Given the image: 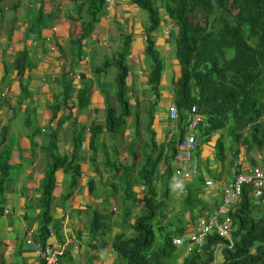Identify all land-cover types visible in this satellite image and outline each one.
I'll list each match as a JSON object with an SVG mask.
<instances>
[{
    "label": "crops",
    "instance_id": "obj_1",
    "mask_svg": "<svg viewBox=\"0 0 264 264\" xmlns=\"http://www.w3.org/2000/svg\"><path fill=\"white\" fill-rule=\"evenodd\" d=\"M112 2L98 11L91 33L81 40L79 55L75 54L74 41L81 34L82 20L87 18L85 10L77 13L76 2L12 0L8 6L4 0L0 2V132L4 125L8 127L6 142L11 146L10 169L0 190V264H41L37 253L42 241L39 198L50 164L46 146L51 130L57 131V153L69 156V160L73 136L82 132L74 161L80 167V175L71 187L72 173L61 167L56 170L49 235L45 241L67 242L60 264H116L114 236L121 231L132 234L130 224L145 209V191L138 169L153 154L151 142L166 144L170 138H178L184 126L181 120L168 117V108L174 103L173 83L181 73L175 56L177 30L173 20L159 8L164 11L162 19L156 29L148 31L144 10L130 0ZM40 6L44 9L40 26L31 30ZM5 8L15 9L17 15L6 18ZM147 36L153 40L162 61L156 96L147 82L151 65L146 52ZM124 38H128L125 63L131 114L123 130L112 133L106 127V110L108 105L116 113L120 109L115 96L117 68L114 64L103 69L101 66L115 57ZM20 52L27 53L21 75L14 66ZM64 88L69 97L66 103L61 101ZM79 91L87 93L83 107L78 104ZM57 98L60 107L53 116ZM218 136L216 133L206 143L200 142L194 157L203 174L215 180L209 195L200 193L207 207L199 214L198 209L184 204L185 192L175 188V180L180 176L173 174L166 181L164 164H160L155 189L158 196L168 194L159 217L162 221L155 228L166 226L173 231L165 232L184 231L187 235L194 231L199 217L212 215L221 200L223 186L234 176L231 156L224 161L215 156ZM224 138L227 140V134ZM125 169H132L130 176ZM193 182H184L185 191ZM131 183L135 199L129 219L123 222L125 190ZM189 188L194 190L197 184ZM257 209L258 214L264 212V201ZM95 213L106 218L104 233L91 226ZM182 246L185 252H191L188 243ZM220 256L224 258L222 253Z\"/></svg>",
    "mask_w": 264,
    "mask_h": 264
},
{
    "label": "trees",
    "instance_id": "obj_2",
    "mask_svg": "<svg viewBox=\"0 0 264 264\" xmlns=\"http://www.w3.org/2000/svg\"><path fill=\"white\" fill-rule=\"evenodd\" d=\"M77 3V13L83 10L84 18L81 22V34L74 41L75 54L79 55L81 40L89 36L96 21V15L105 0H73ZM148 16V31L158 27L160 23L158 0H130ZM1 2V0H0ZM167 15L177 26L176 57L181 65V73L174 86V104L179 111V119L187 122L191 106L196 105L204 115L205 125L202 127V137L206 140L219 130H227L235 140L239 141L241 130L247 128L249 137L245 139L248 145H256L264 150V0H162ZM43 7L40 6L34 27L40 26ZM1 11V10H0ZM128 51V38H124L123 46L112 60L106 61L101 68L114 64L117 68L115 76V96L120 109L107 106L106 127L109 132L117 133L123 130L127 117L131 114L130 101L127 95L126 77L128 66L125 57ZM146 52L150 58L148 84L150 91L158 95V85L162 71V61L158 51L154 48L153 40L148 36ZM26 52L17 54L14 66L17 74L21 75L25 69L24 58ZM61 101L68 100L67 88H64ZM55 100L53 106L55 116L60 107V100ZM86 91L78 92V104L83 107L87 103ZM137 112L136 115L137 116ZM65 120L63 118L61 122ZM59 122V125L60 123ZM138 123V122H137ZM8 127L4 125L0 132V190L10 169L9 159L11 146L6 142ZM82 132H78L72 139L71 159L69 156L57 153L56 129L49 134L46 146L50 164L42 180L40 189V205L42 225L40 228L41 242L49 235L48 225L51 222L50 201L55 184V172L63 168L72 173L70 186H74L80 175V167L74 163L77 151L81 145ZM153 137V135H152ZM154 139V138H153ZM154 151L138 169V177L142 181L145 191V212L141 213L130 224L132 235L124 231L116 234L112 240L118 260L116 264H171L170 260L176 250L173 244L178 232H164L161 239H157L156 232L165 227L155 228L160 223L158 212L166 204L167 192L158 196L155 180L161 161L164 163L163 179L172 176L171 162L176 151L177 140L171 138L166 144L152 141ZM217 157H225L223 143L217 139ZM158 148V152H156ZM165 149L167 152L165 153ZM156 152V153H155ZM132 169H125L130 176ZM203 177L197 176L192 190L187 188L183 196L184 204L198 209L201 213L207 206L200 193ZM167 188V186L165 185ZM123 200L122 221L127 222L135 199L132 183L126 188ZM250 189L245 186L241 197L229 215L232 219L231 235L234 248H224V259L219 264H264V213L255 215ZM260 200H264V195ZM162 212V211H161ZM103 221V222H102ZM106 218L95 213L92 220L93 230L101 229L104 233ZM102 222V224H101ZM171 223V221L169 222ZM170 225V224H169ZM158 241L157 246L154 243ZM221 241L220 236L213 232L207 237L200 252L195 247L184 264H208L213 261V247ZM199 258H202L198 261Z\"/></svg>",
    "mask_w": 264,
    "mask_h": 264
},
{
    "label": "clouds",
    "instance_id": "obj_3",
    "mask_svg": "<svg viewBox=\"0 0 264 264\" xmlns=\"http://www.w3.org/2000/svg\"><path fill=\"white\" fill-rule=\"evenodd\" d=\"M107 3H108V5H112V4H113L112 0H105V3L103 4V6L106 5ZM103 6H102V7H103ZM102 7H101V8H102ZM161 8L164 9L163 6H161ZM100 10H101V9H100ZM164 10H165V9H164ZM160 19H161V18H160ZM173 22H174V21H173ZM174 24H175V23H174ZM155 29H156V28H155ZM152 31H153V30H152ZM176 32H177V31H176ZM166 33H168V31H166ZM147 37H148V36H147ZM147 37H145V38L147 39ZM175 43H176V39H175ZM175 49H176V48H175ZM126 55H127V54H126ZM127 74H128V72H127ZM153 95H154V94H153ZM171 107H175V108L177 109V117H176V118H171L170 115H169V112H170V108H171ZM192 107H195V111H192ZM194 115L199 116V119H200V120L198 121V124L193 128V130H189L188 125L190 124L191 119H192V117H193ZM168 117H169L170 120H173V121L179 120V121H180V119H179V111H178L177 106H176L174 103H172V104L169 106V108H168ZM204 119H205V117H204V115L199 111L198 107H197L196 105L191 106V108H190V110H189V113H188V116H187V122L184 123L186 120H185V121H182L184 126L181 128V132L179 133L178 138L173 137V138H175V139L177 140V145H176V151H175V154H174V156H173V160H172V162H171V166H172V165L174 166V169H173V166H172V175L175 174V175L180 176V179L175 180V183H174L175 188H177V187H176V182L179 181V180H181L182 188H177V189H180V190L184 191V192H185L184 194H186V193H187V190L185 191V187H184V184H185V183H184V182H185V181H188V180H194V181H195V179L197 178V176L200 175V176L203 177V180H204L203 183H202V185H201V188H202L203 194H204V195H209V194L211 193L212 188H213L214 185H215V180L212 179V178H210L207 174H203V172L201 171V168H200V166H199L197 160H196L194 157H195V153H196V151H197L198 148H199L200 142H201V143H206L207 141H209V140L213 137V135H215L216 133H219V136L217 137V139H218V138L223 139V140H221V141H222V143H223L225 157H224L223 159H219V158L217 157V151H216V149H217V147H216L217 139H216V142H215V144H214V152H215V156L217 157V159L222 160V161H224L228 155L231 156V159H230V160H231V162H232V169H233V171H234V176H233L232 181H231L229 184L223 186V188H222V196H221V200H220L218 206L216 207V209L213 211V213H214V212H215L220 206H222V205L224 204L225 189H226V188H231V187H232V185H233L234 181H236L238 175H240V174H246V175H248V174H250L255 168H259V169L264 170V150H263V149H260L259 147H257V146L254 145V144H252V145H248V143L245 142V139H248V137H249V134H248L247 128H244V129L241 130V134L239 135V141L235 140L231 135H229V132H228L227 130H224V129L219 130V131L213 133L212 136H211V138H209V139L206 140L204 137H202V133H201V132H202V127L205 125ZM223 130H224V131H223ZM188 132L191 133V134H193V136H194V138H195V142H194V144H193V151H192V154H191V164H193V163L196 164V167H197V173H196L195 175H193L191 178L184 179L180 174L177 173V163H176L175 155H176V153H177V151H178V144H179L180 140H182V138H184L185 135H186ZM225 134H227L228 137H229V136L231 137L230 146H228V145L226 144V142H225V138H224ZM170 139H171V138H170ZM244 159H247V160L249 159V162H245ZM162 162H163V161H161V163H162ZM161 163H160V164H161ZM163 164H164V163H163ZM171 177H172V176H171ZM207 179H210L211 182H212V184H211L210 187H206V186H205V182H206ZM193 183H194V182H193ZM245 186H247V187L250 189V193H249V194H250V196H251L252 201H253L254 204L258 205L260 202L264 201V200H260V199L262 198V196L264 195V193H263L261 196H255V194H254V192H253V189H252V186H251L249 183H243V185H242V189H241V192H240L238 195H236L234 198H232L231 203L228 205L229 210H228L227 216L230 217L229 212L231 211V208L234 207V204L237 203V202L239 201V199H240V197H241V194H242V191H243V188H244ZM258 211H259V209H257V206H256V208L253 209V213H254L255 215H257V214H258V213H257ZM213 213H212V214H213ZM263 213H264V212H263ZM263 213H261V214H263ZM261 214H258V215H261ZM209 217H210V216H209ZM209 217H205V216H201V217H199V218L197 219V223H196V227H195L194 231L191 232V233H189V234H187L188 236L186 237V239H185L184 241H183V237H182V235L184 234V231L182 232V234H179L180 232L177 233V234H175L174 237H173V244L175 245V247H176V246H182L184 243H188V245H190V246L192 247V248H191V251L193 250V248L197 247V248H198V252H200V250H201L203 244L205 243V240H206L207 237H208L209 235H211L213 232L210 233L208 236H206V237L204 238V241H203L202 245H196V244L192 243V241L190 240V236L196 231L197 224H198V220H199L200 218H209ZM230 220H231V222H230V226L232 227V219H231V217H230ZM231 227H230V228H231ZM231 230H232V228H231ZM214 232H215V231H214ZM216 233H217V232H216ZM130 235H132V234H130ZM231 236H232V235H231ZM176 238L181 239V244H176V243L174 242V240H175ZM220 238H221V237H220ZM221 240H222V238H221ZM53 241H59V242H64V243H65V247H64L63 253L61 254L60 259H59V264H60L61 257H62V255L64 254V251H65L66 246H67V245H66V244H67L66 241H64V240H60V239H55V240H52V241H50V242H46V241H44V242H41V243L39 244V246H40V245H44V244H46V243H51V242H53ZM28 242H30V241L28 240ZM217 243H218V242H217ZM217 243H216V244L214 245V247H213V261L210 262V263H208V264H219V263L222 262L223 259H224V258H222V260H221L219 263H217V260H216L217 254H218L219 251H221V253H222V250L224 249V248H221V249L217 248ZM39 246H38V248H39ZM37 251H38V250H37ZM222 255H223V254H222ZM38 257H39V255H38ZM223 257H224V256H223ZM39 259H40V257H39ZM40 262H41V259H40ZM41 264H42V262H41Z\"/></svg>",
    "mask_w": 264,
    "mask_h": 264
},
{
    "label": "built area",
    "instance_id": "obj_4",
    "mask_svg": "<svg viewBox=\"0 0 264 264\" xmlns=\"http://www.w3.org/2000/svg\"><path fill=\"white\" fill-rule=\"evenodd\" d=\"M192 111H195V107H192ZM169 115L171 118L177 117V109L175 107L170 108ZM199 116L194 115L188 125L189 130L198 124ZM195 138L193 134L187 133L178 144V151L175 155L177 163V173L180 174L184 179L191 178L197 173L196 164H191V154L193 151V144ZM243 183H249L252 186L255 196H261L264 193V170L255 168L250 174L238 175L236 181H234L231 188L225 189L224 204L220 206L209 218H200L198 220L196 231L190 236L192 243L196 245H202L204 238L212 232L222 238L217 243V248H234V240L231 236L230 217L227 216L232 198L241 192ZM212 184L210 179L205 182L206 187H210ZM177 188H182L181 180L176 182ZM176 244H181V239L176 238L174 240ZM65 247L64 242L53 241L40 245L38 248V255L41 259L42 264H59V259L63 253Z\"/></svg>",
    "mask_w": 264,
    "mask_h": 264
},
{
    "label": "rangeland",
    "instance_id": "obj_5",
    "mask_svg": "<svg viewBox=\"0 0 264 264\" xmlns=\"http://www.w3.org/2000/svg\"><path fill=\"white\" fill-rule=\"evenodd\" d=\"M12 0H4V4L6 5V6H8L9 5V3L11 2ZM157 5L159 6V8H161V6H162V0H158L157 1ZM16 10L15 9H8V8H5L4 9V11H3V14H4V16L7 18V17H9V16H11V17H13V16H16L17 15V11L15 12ZM160 18L162 19V14H163V9H160ZM0 13H2L1 11H0ZM146 13V12H145ZM147 15V14H146ZM145 15V16H146ZM146 18V17H145ZM175 26V31L177 30V26H176V24L174 25ZM175 56H176V50H175ZM149 106H150V103H149ZM150 108L151 109H153L152 108V106H150ZM224 131V130H223ZM221 140H223V139H221ZM230 141H231V137L229 136L228 138H227V140H225V142H226V144L228 145V146H230ZM207 147H209V146H207ZM218 147H220V145H217V148ZM162 211V210H161ZM161 211H159L158 212V216H160V214L162 213ZM263 211V209L262 210H260V212H262ZM145 212V209H144V211L142 212V213H144ZM165 230H172V229H168L167 227L166 228H164V230H162V231H157L156 232V238L157 239H161V236L163 235V234H165L164 232H165ZM173 231V230H172ZM187 237L188 235H186L185 233L182 235V237H183V241L185 240V238L184 237ZM157 243H158V241H156L155 243H154V247H156L157 246ZM185 249H184V247L183 246H176V250H175V252H174V255H173V257L171 258V260H170V263L171 264H184V261H185V259L186 258H188L190 255H191V253L192 252H185L184 251ZM221 251H219L218 252V254H217V257H216V260H217V263H219L221 260H222V258H221ZM202 258H199L198 259V261L199 260H201Z\"/></svg>",
    "mask_w": 264,
    "mask_h": 264
}]
</instances>
